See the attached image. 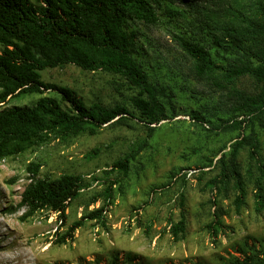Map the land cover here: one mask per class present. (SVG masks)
Returning a JSON list of instances; mask_svg holds the SVG:
<instances>
[{
  "label": "trees",
  "instance_id": "16d2710c",
  "mask_svg": "<svg viewBox=\"0 0 264 264\" xmlns=\"http://www.w3.org/2000/svg\"><path fill=\"white\" fill-rule=\"evenodd\" d=\"M178 3L184 7L174 0H0V160L52 140H66L85 131L93 134L104 125H126L133 120L146 127V138L104 172L126 175L146 140L175 112L173 87L154 81L143 65L142 33L135 25L137 21L155 24L162 17L173 24V38L190 59L193 76L211 81L229 102L219 113L203 105L185 111L210 134H236L229 151L220 150L215 164L218 173L209 186L221 190L232 183L233 202L239 209L245 204L246 183L251 182L255 209L264 210V0ZM66 65L122 78L133 91L128 99L131 109L125 104H86L69 87L42 80V71ZM244 78L250 80V89L237 86ZM48 91L57 97L45 96ZM28 95L41 97L31 106L7 105L11 99ZM242 150L248 159L245 170L238 159ZM210 165L212 159L204 167ZM38 168L35 163L27 166L31 181L19 206L27 209L25 217L49 211L63 224L83 179L71 174L40 179ZM112 185L105 188L106 204L73 222L57 243L72 240L85 220L105 225ZM179 202V220L169 226L175 240L185 231L183 194ZM223 215L217 207L207 225L213 239L224 227ZM244 247L236 248L237 256L223 258L224 264H264V239L245 241ZM77 264L141 263L131 252L114 251L104 263L95 259Z\"/></svg>",
  "mask_w": 264,
  "mask_h": 264
},
{
  "label": "rangeland",
  "instance_id": "374dc122",
  "mask_svg": "<svg viewBox=\"0 0 264 264\" xmlns=\"http://www.w3.org/2000/svg\"><path fill=\"white\" fill-rule=\"evenodd\" d=\"M174 1L184 7L178 2L207 0ZM135 25L142 33V62L150 77L173 87L174 114L146 140L126 175L104 172L146 138V127L133 120L126 125H104L93 134L85 131L66 140H52L0 160V264H77L95 259L104 263L114 251L131 252L141 264H224L225 258L238 255L236 248L244 247L245 241L264 239V210L255 209L251 182L246 183L245 204L239 209L233 202L236 191L232 183L221 190L209 186L218 173L215 164L220 150L228 152L236 134H210L185 115L188 109L201 105L219 113L229 103L223 92L211 81L193 76L190 59L173 38L176 31L171 22L160 17L155 24L137 21ZM41 78L69 87L86 104H125L131 109L128 99L133 91L117 75L66 65L42 71ZM250 85L246 78L237 82L242 89H250ZM44 95L57 97L50 91ZM39 97L14 98L7 105L31 106ZM210 159L212 165L204 167ZM238 159L245 170V150ZM30 163L39 166L36 177L40 179L63 174L82 177L80 194L69 203L63 224L49 211L25 217L27 209L19 206L21 194L31 181L27 172ZM113 182L112 197L104 212L105 225L85 220L72 240L57 243L73 222L106 204L105 188ZM182 194L185 231L175 240L169 226L179 220ZM217 207L223 210L224 227L213 239L207 225Z\"/></svg>",
  "mask_w": 264,
  "mask_h": 264
},
{
  "label": "bare ground",
  "instance_id": "6f19581e",
  "mask_svg": "<svg viewBox=\"0 0 264 264\" xmlns=\"http://www.w3.org/2000/svg\"><path fill=\"white\" fill-rule=\"evenodd\" d=\"M17 257V256H16ZM15 260V259H14ZM17 262V261H16ZM16 262H12L11 264H18V263H16ZM2 263V262H1Z\"/></svg>",
  "mask_w": 264,
  "mask_h": 264
}]
</instances>
